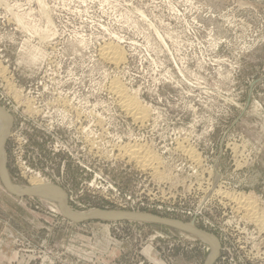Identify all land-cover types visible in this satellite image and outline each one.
<instances>
[{"label":"rangeland","instance_id":"obj_1","mask_svg":"<svg viewBox=\"0 0 264 264\" xmlns=\"http://www.w3.org/2000/svg\"><path fill=\"white\" fill-rule=\"evenodd\" d=\"M108 44L125 58L103 57ZM0 107L11 182L41 177L77 211L192 224L217 239L214 264H264V0H0ZM128 146L156 154L155 169ZM57 205L0 177V264L209 263L212 245L188 229L76 223Z\"/></svg>","mask_w":264,"mask_h":264},{"label":"bare ground","instance_id":"obj_2","mask_svg":"<svg viewBox=\"0 0 264 264\" xmlns=\"http://www.w3.org/2000/svg\"><path fill=\"white\" fill-rule=\"evenodd\" d=\"M44 14L46 16V13H44ZM48 18H49V16H48ZM17 19L20 21L19 18H17ZM49 23H50V19L48 21V24ZM47 28H48V25H47ZM104 46H105V44H104ZM120 47L121 46H119L118 44L117 45L116 44L115 45L108 44L107 47L102 48L103 49L102 50L103 57L108 58L109 60H111L114 63H119L120 61H122L125 58L124 57L125 54L123 53L124 50H122ZM35 58H36V56H35ZM35 60H37V58ZM112 84H113V86H112L113 91L115 93H117L121 97L120 100H121V103H122L123 107H125L128 111H130V114H133L137 118L143 119V117H145L146 114H147V110H145L146 107L141 106L140 105L141 103H139V101H137L134 96L130 95L126 91L124 86L119 81H115ZM8 121H9V117L6 115V113L3 112V109L0 107V145L3 142L4 137L8 134V129H9ZM126 150H125L126 153L129 154L130 157L135 159V161L137 163H139L143 168L144 167H151L152 169H155L154 167H156V166H154V161L158 159V157L155 156L156 154L153 155L148 149L142 148V147L134 148V147H129L128 146V149H126ZM1 161H2V167H3V172H4V175H5V178H6L8 184L10 185V187L12 189H14V190H16L18 192L39 191L40 193L38 195H35V196H38V197H41V198H46V199H48V201L50 200V201L56 202L58 204L57 206L59 207L60 212L66 217L64 208L62 207V204H63V201H64V194L57 187H52V182H48V181L44 180L41 177H35V178L32 179V185L31 186L17 185V184H15V183L10 181V176L8 174V170H7V167H6V152H5L4 149L1 150ZM156 169H158V168H156ZM40 190H42V191H40ZM237 197L238 196H236L235 198H237ZM238 199L241 200V197H239ZM248 200H249V202H248ZM240 203H242L241 205H243L242 206L243 209L245 207L244 211H245L246 216L248 215L250 217H254V218L256 217L257 212H258L257 206L254 205V203L252 202L250 195L246 196V197H243V200L240 201ZM239 206H240V204H239ZM69 211H70V214L72 216L76 217V218H84V217L90 216L92 214H99L100 213V210L77 211V210L71 208V206H69ZM126 217L127 216H123V215H120V214H105V215H103V217H101V219H105V218H111V219L112 218H126ZM128 218L137 219L135 217H128ZM143 220H146V219H143ZM260 223H261V221H260ZM187 226L191 227L192 224H187ZM181 228H183V227H181ZM184 229H186V228H184ZM190 232H192L197 237L205 240L210 245H212L213 250H212V253L210 254L209 259H208V262H210L212 257L215 256V254H216L215 250H216V248L218 246L217 239L215 237H213L214 241L216 242L215 243L216 245H214V242L209 241L203 234L195 232V231H190Z\"/></svg>","mask_w":264,"mask_h":264},{"label":"water","instance_id":"obj_3","mask_svg":"<svg viewBox=\"0 0 264 264\" xmlns=\"http://www.w3.org/2000/svg\"><path fill=\"white\" fill-rule=\"evenodd\" d=\"M8 123H9V129H11V127H12V117L11 116H9ZM9 135H10V131L4 137L3 142L0 145V177H1L2 183L4 184V186L8 190V192H10L11 194H13L15 196L27 197V196L38 195L40 193L39 191L18 192L16 190L12 189L10 187V185L8 184L6 178H5V175H4V172H3V167H2V161H1V150L4 149ZM52 187H57L58 189H60L63 192L64 201H63L62 207L64 208V211H65V214H66V218L71 220V221H73V222L81 223L83 221L98 219V218L103 217V215H105V214H120V215H123V216H127L126 218L135 217L137 219H142V220L143 219L154 220V221L164 222V223H167V224L177 225V226L186 228V229H188L190 231H195V232L203 234L209 241L214 242V245H216L215 244L216 242L213 239V235L210 234L209 232H206L204 230L198 229V228H196L194 226H191V227L187 226V224H184V223H181V222H178V221H175V220H171V219H168V218H160V217H156V216H149V215L138 214V213L122 211V210H101L99 214H92V215L84 217V218H76V217H74V216H72L70 214L69 203H68V195L65 192V190L62 187H60L58 185H55V184H52ZM40 191H42V190H40ZM218 254H219V245L216 248L215 256L212 257L211 261L208 264H214L216 262L217 258H218Z\"/></svg>","mask_w":264,"mask_h":264}]
</instances>
